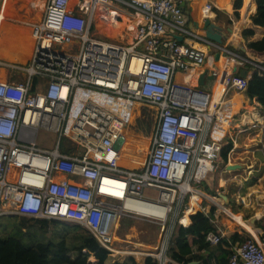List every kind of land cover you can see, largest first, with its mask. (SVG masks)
<instances>
[{
	"label": "built area",
	"instance_id": "2783aa9c",
	"mask_svg": "<svg viewBox=\"0 0 264 264\" xmlns=\"http://www.w3.org/2000/svg\"><path fill=\"white\" fill-rule=\"evenodd\" d=\"M119 5L134 22L127 44L91 33L95 16ZM30 36L25 62L0 60L8 75L0 81V217L77 225L114 258L125 253L114 246L118 221L139 216L159 227L156 249L143 256L168 264L175 225H188L186 196L189 208L199 194L191 183L221 151L210 136V95L174 75L203 66L208 52L236 54L185 26L178 0H45ZM244 60L264 73L262 62ZM247 81L229 74L223 84L244 92ZM78 89L98 97L77 100ZM132 104L153 107L155 122L141 166L126 168L117 160L128 123L115 105ZM39 129L56 136L54 147L35 145ZM221 239L215 230L205 236L209 245ZM228 251L226 264H264V234L228 242Z\"/></svg>",
	"mask_w": 264,
	"mask_h": 264
},
{
	"label": "crops",
	"instance_id": "0c3cea01",
	"mask_svg": "<svg viewBox=\"0 0 264 264\" xmlns=\"http://www.w3.org/2000/svg\"><path fill=\"white\" fill-rule=\"evenodd\" d=\"M18 1L12 0L9 6V12L14 13L15 9L13 4H17ZM178 1L179 3L182 1V8L190 13V21L196 20L199 25L203 21V18H208L210 22L219 27L223 36L221 46L236 54L235 57H231L234 60L232 74H235L241 68V65L245 64V68H247L245 69L247 71L245 77L249 80L255 71L253 67L245 63L246 61L244 59H251L258 62L262 61L251 52H248L246 45L248 42L260 40L264 35V26H254L250 19L256 8L254 1L240 0L238 7L239 3H237V0H214L211 9L208 11L203 10V5L207 0ZM7 2L8 0H0V23L4 19L8 20L10 16L7 12ZM29 2L31 3L30 8H26V4H24L23 11L30 12L32 8L34 11H37L35 18L29 19L22 16V14L20 15V20L24 23L28 22V25L31 26L40 19L39 17L37 20L38 15L42 14L45 1L31 0ZM124 9L120 7H116L115 11L107 9L100 32L102 31L101 33L107 34L112 38L119 36L120 32L124 29L122 28L124 21H115V15L113 13L115 12L120 17L126 15L129 23L133 21ZM14 25L19 26L21 28L19 31L23 32V38H17L18 49L16 51L20 52L21 42L23 39H26V33L24 32H30L29 27L15 24L11 20L8 24V29L10 30L5 32V27L3 29L1 23L0 39L3 42L9 38L16 39L14 34L19 32H16L18 29L13 27L15 33L12 35L14 31L12 26ZM194 30L201 33L199 29ZM248 30L252 31L251 35L247 34ZM165 36L167 37L168 33ZM25 53L23 51L21 52L23 55ZM212 56L213 54L211 52L207 53V59L203 66L192 67L187 73H175L174 81L192 88L206 87V90L211 89L213 92V87L219 77H215L214 80L207 79V77L212 75L213 72H216L217 76L220 73L213 68L214 61ZM243 70L241 69L240 71ZM202 73H205L203 85L197 86L198 79ZM6 76L8 75L4 70L0 69V81L4 80ZM79 93H84L92 98L97 97V95L92 93L80 91L76 94V98H80ZM203 93L207 92L203 91ZM84 94L81 95L83 98L85 96ZM235 96L227 100L229 102L228 106L230 107L228 111L229 114H232L233 109H239L238 111L240 112L236 116L238 122L233 123L234 119L232 118L225 117L221 114L216 116V112L212 113V115L215 114L216 118L212 125L210 136L220 143L221 149L228 150L226 157L222 158L219 154L218 158L211 164L212 170L196 181H201L200 184L205 187L203 191L199 187L196 188L205 197L197 196L191 200L195 204L198 201V197L201 199V203H196V206L200 204L196 210L203 212L205 216H209V221L214 230L220 232L222 238H227L228 240L229 236H234L235 239H257L264 234V106L259 104L255 99L247 98L243 92L236 93ZM121 165L126 168H134L133 166L125 164ZM228 165H238L239 168L228 169ZM136 167H138L137 163ZM208 191H213L214 194H208ZM194 210L192 209L191 212ZM189 216H187L188 224H190ZM123 251L127 253V251ZM194 264L197 263L195 262Z\"/></svg>",
	"mask_w": 264,
	"mask_h": 264
},
{
	"label": "trees",
	"instance_id": "16d2710c",
	"mask_svg": "<svg viewBox=\"0 0 264 264\" xmlns=\"http://www.w3.org/2000/svg\"><path fill=\"white\" fill-rule=\"evenodd\" d=\"M255 12L250 17L254 26H264V0H253ZM12 0H8L7 12ZM236 3V2H235ZM238 7L240 0H237ZM236 6V4H235ZM11 11V10H10ZM4 29V23L2 24ZM6 27V25H5ZM246 33V31H245ZM244 33V34H245ZM248 30L247 34L251 35ZM246 50L264 64V35L258 41L248 42ZM245 64L236 71L238 75ZM224 76H219L213 87L209 113H214V106L221 102V93L224 90ZM243 94L249 99H255L264 106V73L259 75L254 72L247 81ZM227 149H221L220 156L226 157ZM205 189L204 186H202ZM213 195V191H208ZM186 202V199H185ZM212 209V208H211ZM209 216L197 211L189 216L190 224L181 226L176 224L169 244L168 257L177 264H226L229 251L228 242H242L243 239H235L234 236L222 238L217 245H209L205 236L209 231H214L209 222ZM19 218L16 233L9 231L0 236V264H105L107 252L100 248L95 239L84 229L77 225L67 226L63 222L48 220H29ZM182 222L187 224V216L182 217ZM51 232L47 236L49 228ZM55 227V228H54ZM22 235H21V232ZM24 236V237H23ZM27 241V244L25 243ZM93 257L91 262L87 257ZM125 264H140L133 258L127 259ZM110 264H120L114 261ZM142 264H157L150 257H145ZM173 264V263H168Z\"/></svg>",
	"mask_w": 264,
	"mask_h": 264
},
{
	"label": "rangeland",
	"instance_id": "374dc122",
	"mask_svg": "<svg viewBox=\"0 0 264 264\" xmlns=\"http://www.w3.org/2000/svg\"><path fill=\"white\" fill-rule=\"evenodd\" d=\"M29 1L31 0H19L17 4L15 3L13 4V7L15 9L14 13L10 12V16L8 17V20L4 19L1 21L2 24L4 23V27L6 25L4 29L5 32L10 30L8 29V24L11 20H13L15 24L25 25L31 28V26L28 25V22L24 23L23 21L20 20V15L22 14H23L22 16L27 17L29 19L35 18V14L37 13V11H34L32 8L30 12L23 11L24 4H26V8H30L29 6L31 5V3ZM39 1L43 2L45 0H39ZM74 2L75 0H71V4H73ZM36 4H38V2H36ZM120 8L122 9L125 8L124 10H126L127 12L129 11L128 8L126 7L123 8L122 6H120ZM113 14L117 18V22H120L121 20L124 21L122 28H124L125 30L121 31L119 36L112 38V37H109L107 34L101 33L102 31L100 32L101 26L104 23L103 19L105 18L104 17L105 13L103 16L101 15L100 17H99L100 13H98L95 16V19L92 22V26H91V33L95 35L97 38H100L102 40L110 41V42L117 43V44H127L129 42L128 39L130 40V31L128 29L129 27H131V25H133L134 22L131 21L129 23V21H127L128 17L126 15L120 17L115 12ZM39 17H41V14L38 15L37 20L39 19ZM1 23H0V27H1ZM13 27H16L18 29L16 30V32H19V33L14 34L15 29ZM12 29L14 30L12 35L14 34V37H16V39L9 38L4 42L0 39V60H5L8 62L23 63L29 57V54H30L29 52L31 50L33 40L30 37L29 31L24 32L26 33L25 38L28 39L29 37V39L28 40L23 39V41L21 42V47L19 45L20 52H17L16 51L18 49V45H17L18 39L17 38L19 37L23 38V32L19 31L21 28H19V26H16V25L12 26ZM22 51L24 53L25 51L27 52L25 53V55H23L21 54ZM194 89H196L197 91H201V92L205 91L210 95L212 93V90L211 89L206 90L207 89L206 87H198ZM236 93L239 94L242 92H236L234 91V89H231L228 87L224 88V90L222 91L221 102L214 106V109H215L214 111L216 112L215 113L216 116H219L221 114L225 117L234 119L233 123L238 122V118L236 116H237V113L240 112L238 111L239 109L238 110L233 109L232 114H229L228 110L230 107L228 106L229 102L227 101L232 96L236 97L235 96ZM83 94L84 93H79L80 98H83V96H81ZM84 95L85 97H88V95L86 94ZM76 99L78 100L79 98H76ZM108 103L111 105V104H115L116 102L108 101ZM115 106L118 108L120 112L123 113L122 116L125 117L128 123L126 128L123 131V133L125 134L124 140H123L124 142L121 148L123 157L126 159H130L134 163H137L138 166H141V163L143 162L144 156L146 154L148 140L151 136V131L153 129L154 122H155L154 108L146 104H132L130 107H124L123 109L119 105H115ZM214 121L215 119L213 120L212 125L214 124ZM56 139L57 138L56 136H54L53 133L45 129H39L35 137V145L38 147H45L47 149H50L54 147V143L56 142ZM127 141H132L137 146L138 148L137 152L132 153V152H129L125 148V142ZM200 183L201 181L192 182L191 186L195 189L199 187L203 191V188L201 187L202 185ZM146 194H149V193L147 192ZM190 196L192 195L188 194L186 196L187 198L186 199V209H183L184 212L188 210L187 206H188V201L190 200ZM198 196L205 197L201 193H199ZM200 201L201 199L198 197V201L195 202V208H193V210L194 209L195 210L193 212L190 211V213H188L186 216H189V214H193L197 211L196 209H198L200 204L196 206V203L197 202L199 203ZM192 202L194 203V201ZM185 214L186 213H183L181 217H183V215ZM27 222H30V221L28 220ZM118 222L119 223H118V226L116 227L114 246L118 250L127 251V253L125 252L121 255H118V256L116 255L114 258L108 257V259L105 261V264H110L113 261H117L120 264H125V263H128L127 259L130 257L133 258L137 263L141 264L145 258L144 257L145 255L143 256L142 252H145V251L151 252L158 245V236H159L158 225L153 221H149L139 216H125V217H122ZM18 223H19V218L16 216H1L0 217V236L8 234L9 231H13V233H16V230H17L16 226L18 225ZM62 224L67 225V226L73 225L71 223H62ZM51 229L53 228L50 227L48 229L47 236H49ZM21 235H22V232H21ZM27 241L28 240H25L26 244H27ZM92 260H93V257H91V255L90 257L89 256L87 257L88 262L89 261L91 262ZM91 263H94V262H91ZM170 263L176 264L172 262L171 259H170Z\"/></svg>",
	"mask_w": 264,
	"mask_h": 264
},
{
	"label": "water",
	"instance_id": "95a60500",
	"mask_svg": "<svg viewBox=\"0 0 264 264\" xmlns=\"http://www.w3.org/2000/svg\"><path fill=\"white\" fill-rule=\"evenodd\" d=\"M180 7L182 8L183 6V2L181 1L179 3ZM182 12H183V20H184V25L187 26L188 28L191 29H199L202 33V35L209 41H211L212 43L216 44V45H221L222 41H223V36L220 32V29L218 26H216L214 23L210 22V20L208 18H203V21L198 25L196 20H191L190 21V13L185 11L182 8ZM175 39H177L178 41H182V37L181 36H174ZM213 68L218 71L221 75H225V77L229 74H232L233 71V63L234 60L226 55L225 52L221 51V52H214L213 53ZM223 62H228L229 63V69L225 70V67L223 66ZM247 74V71L244 69L243 71L239 72V76L241 77H245ZM205 77V73H202L198 79L197 85L201 86L203 85V80ZM207 79L210 80H214L215 79V75L212 73V75H210L209 77H207ZM228 169H236L239 168L238 165H228L227 166ZM195 262H190L189 264H194Z\"/></svg>",
	"mask_w": 264,
	"mask_h": 264
},
{
	"label": "bare ground",
	"instance_id": "6f19581e",
	"mask_svg": "<svg viewBox=\"0 0 264 264\" xmlns=\"http://www.w3.org/2000/svg\"><path fill=\"white\" fill-rule=\"evenodd\" d=\"M223 66L225 67V70L229 69V68H228V67H229V63H228V62H223ZM131 69H132V70H136V69H137L136 67H134V61H132ZM220 76H224V77H225V75H220ZM80 91H83V90L78 89L77 92H76V94H77L78 92H80ZM209 115L211 116L212 113H209ZM221 119H222V118H221ZM221 119H220V121L223 122V120H221ZM221 122H220V124H221ZM214 127H215V126H214ZM125 148H126L129 152H132V153L137 152V148H136V146H135L132 142H126V143H125ZM117 163H119V164L129 165V166H133L134 168L136 167V163H134V162H133L132 160H130V159H126V158H124L122 152H121V156L118 157ZM130 168H131V167H130ZM195 197H196V196H195ZM195 197H193L192 200H193ZM192 200H191V201H192ZM193 208H195V204L192 202L191 205L189 206L188 211L186 212L185 215H187L188 213H190V211H192ZM114 239H115V237H114ZM118 241H119V240H118ZM139 245H140V244H139ZM142 247H143V246H142ZM154 249H156V248H154ZM154 249H153V250H154ZM129 251H130V250H129ZM133 252H134V251H133ZM135 252H136V251H135ZM145 252H147V251H145ZM142 253H143V252H142ZM134 254H135V253H134Z\"/></svg>",
	"mask_w": 264,
	"mask_h": 264
}]
</instances>
